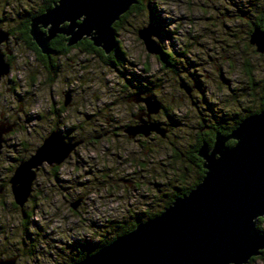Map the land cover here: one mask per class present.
Returning a JSON list of instances; mask_svg holds the SVG:
<instances>
[{"label":"rangeland","instance_id":"obj_1","mask_svg":"<svg viewBox=\"0 0 264 264\" xmlns=\"http://www.w3.org/2000/svg\"><path fill=\"white\" fill-rule=\"evenodd\" d=\"M44 1L0 0L2 27L18 31ZM143 4L118 26L117 39L127 57L121 73L99 54L73 47L67 54H54V75L33 50L18 49L22 54L10 75L19 76L22 97L7 102L11 95L6 94L0 107L21 104L23 112L21 123L5 136L0 180L7 181L19 158L34 151L51 129H59L66 139L85 141L57 165L56 173L47 163L41 167L25 204L28 221L12 204L10 187L1 193L5 233L0 241L10 243L11 256L20 252L15 264H62L72 260L82 241L115 235L117 221H143L164 210L168 194L198 178L188 159L202 126L231 124L233 117L261 106L264 53L249 38L264 12V0ZM150 23L160 29L155 40L171 53L172 66L148 52L138 36V29ZM181 80L191 86L190 94L180 87ZM140 88L164 104L166 111L154 116L169 128L165 138L153 134L137 140L124 133L122 125L140 107L126 98ZM66 91L72 94L68 106L63 105ZM107 116L110 122L104 124ZM80 196L81 204L72 209L71 202ZM248 264H264V255Z\"/></svg>","mask_w":264,"mask_h":264},{"label":"water","instance_id":"obj_2","mask_svg":"<svg viewBox=\"0 0 264 264\" xmlns=\"http://www.w3.org/2000/svg\"><path fill=\"white\" fill-rule=\"evenodd\" d=\"M138 0H56L42 13L32 17L29 33L43 54L51 52V41L65 35L73 46L87 38L95 47L109 54L118 46L114 23ZM160 29L147 24L138 36L150 53H161L155 40ZM8 31L0 27V43ZM249 42L264 53V19L252 28ZM10 72V65L0 53V77ZM190 94L191 86L180 81ZM66 91L64 105L71 104ZM128 101L143 102L146 116L124 129L129 138L148 136L155 131L165 137L168 131L150 118L162 104L151 93H133ZM15 123H0V153L4 133ZM233 144H228L229 140ZM85 140H69L59 129L51 130L27 158L21 159L9 179L14 202L26 217L25 204L32 194L37 173L44 163L60 165ZM203 159L205 173L187 193L177 196L160 213L140 221L130 231L118 235L96 251L71 264H248L264 249V236L258 220L264 217V107L245 116L229 134L217 131L210 145L203 140L196 151ZM80 196L71 202L76 210ZM16 257L0 264H15Z\"/></svg>","mask_w":264,"mask_h":264},{"label":"trees","instance_id":"obj_3","mask_svg":"<svg viewBox=\"0 0 264 264\" xmlns=\"http://www.w3.org/2000/svg\"><path fill=\"white\" fill-rule=\"evenodd\" d=\"M55 0H45L44 4L41 6V8L32 13L31 15H29L25 22H23L22 27H20V29L22 30V32H27L29 30V23L30 20L33 16L43 12L46 7L50 6ZM143 1L144 0H138V2L136 4H133L131 6V8L125 12L121 18L116 21L114 23V30L117 33L118 31V26L120 25V23L124 20V18H126L127 16H129L132 12L137 11L138 9H142L143 8ZM263 19H264V12L261 13L258 17V20L256 23H254L253 26L256 25H261L263 23ZM28 38L29 40L31 39V36L28 33ZM34 49L37 51L38 54H40V49L37 47L36 43L33 42L32 43ZM73 47H79V48H83L84 51L89 52V53H97L99 54V56H101L104 60V62L111 68L115 69L118 72H122V68H124L127 64V57H126V52L125 50H123V48L121 47V43L118 40V46L112 50L109 54H105L102 49H100L99 47H95L92 43L91 40L85 38L81 41H79L77 44H75L74 46H70L68 47L66 45V37L64 35H58L56 36L54 39H52L51 41V50L55 51L56 54L58 55H63V54H67L71 48ZM160 59L164 62L165 65H170L172 66L174 64V61H172L171 59V53L167 52L165 49H162V52L159 55ZM55 56L54 57H48V60H46L44 62V66L48 69V71L52 74L54 73V75L57 73V63L55 62ZM54 75L51 76L52 79L54 78ZM138 90H144L143 88H140ZM264 107V97H263V101L261 102V106L259 109L256 110H249L247 113H245L244 115H239L233 117V122L231 124H223L221 122H212L211 124H209V132L207 136H204L202 138H198L197 143L192 146V149L189 152V157H191V159H198L200 161V158L198 156H196V151L198 149V147L201 145L202 141L205 140L207 141L210 145L213 144L214 142V138H215V134L217 131H221L223 134H229L232 129L234 127H236L239 122L247 115L258 112L259 110H261ZM234 140H229L228 144H233ZM198 165H200V163H197ZM59 169V166H55L53 168L54 172L56 173L57 170ZM198 172V178L193 182L190 183L188 186H178L176 187L172 193L168 194V199L166 200L165 203V207H167L174 198H176L177 196L183 195L185 193H187L190 189H192L198 182L201 181V179L204 176L205 173V169H203L202 167L200 168V170L197 171ZM14 205L17 207V205L14 203ZM162 210L152 213L151 216H154L158 213H160ZM150 216V217H151ZM29 217V212L26 211V220ZM141 220H126L123 221L122 224L117 221L113 226L115 229L116 234L113 235L112 237H106L104 236L103 239H100L97 242H85L82 241L79 245H77V249L73 254L72 260L66 261L62 264H71L75 261H78L79 259H82L84 257H86L87 255L91 254L92 252L96 251L98 248H100L103 245H106L107 243H109L110 241H112L113 239H115L118 235L126 233L128 231H130L131 229H133L135 227V224L137 222H139ZM264 221V217H260L258 220V229L260 231V233L264 236V228L262 226ZM260 255H264V249L262 250V253ZM257 258V256L252 257L249 261V263L253 262L255 259Z\"/></svg>","mask_w":264,"mask_h":264},{"label":"flooded vegetation","instance_id":"obj_4","mask_svg":"<svg viewBox=\"0 0 264 264\" xmlns=\"http://www.w3.org/2000/svg\"><path fill=\"white\" fill-rule=\"evenodd\" d=\"M56 1V0H55ZM54 3V2H53ZM52 3V4H53ZM51 4V5H52ZM50 5V6H51ZM49 7V6H48ZM47 8V7H46ZM39 10V9H38ZM37 10V11H38ZM42 13V12H41ZM32 19V18H31ZM25 22V21H24ZM30 22H31V20H30ZM257 22V20L254 22V23H256ZM254 23H253V25H254ZM263 24V23H262ZM261 24V25H262ZM22 25H23V23L18 27L19 29H18V31L17 30H12V29H5V28H3L2 27V25H1V23H0V27H2V29H4V30H6V31H8V36H7V38L5 39V40H3L1 43H0V53L3 55V58H4V61L5 62H7L9 65H10V72L8 73V74H6V75H2L1 77H0V104H1V101H2V99L4 100V98H5V95L6 94H10L11 95V98L10 99H8V100H5V101H7V102H9L10 100H12V98L13 99H15L16 100V98H21L22 97V95H20V94H18V86H17V80L19 79V76L17 75L15 78L13 77V75H10L11 74V71H12V69L14 68V66L16 65V63L18 62L19 63V60H18V56H20L22 53L20 52V53H18V49L21 47V46H23V48L25 49V48H29V49H31V50H33V52H35V54H36V58L41 62V65L44 67V68H46L45 66H44V62L46 61V60H48V57L50 56L51 58L52 57H54V54H56L55 53V51H52L51 50V52L49 53V54H43L42 52H41V50H40V54H38L37 53V51L34 49V47H33V45H32V43L33 42H35L33 39H32V37H31V39L29 40V38H28V33H29V30H30V23H29V30H28V33L27 32H22V30L20 29V27H22ZM254 26H252V28H253ZM252 28H251V30H252ZM251 32V31H250ZM29 35H30V33H29ZM58 35H63V34H58ZM57 35V36H58ZM31 36V35H30ZM65 36V35H64ZM66 37V36H65ZM67 38V37H66ZM37 45V44H36ZM74 46V45H73ZM38 47V46H37ZM69 47V46H68ZM39 48V47H38ZM40 49V48H39ZM22 57V56H21ZM20 58V57H19ZM138 91H142L144 94H146V93H151V92H148V91H145V90H137V91H135V92H138ZM134 92V93H135ZM65 94V93H64ZM133 94V93H132ZM131 94V95H132ZM152 94V93H151ZM130 95V96H131ZM153 95V94H152ZM154 96V95H153ZM129 97V96H128ZM128 97L126 98L127 100H128ZM155 97V96H154ZM159 100V99H158ZM160 101V103L162 104V108H161V110L158 112V113H160L162 110H164V112L166 111L165 110V106H164V104L161 102V100H159ZM129 103H134V104H140L139 106V110L136 112V113H134L133 115H132V117L128 120V122H126V124L125 125H122V129H123V131H124V129H125V127L127 126V125H131V124H136V123H138L139 122V120H140V118L139 117H137V115L138 114H140L141 112H143V114H142V117L143 118H147V116H146V112H147V110H146V105H145V103H143V102H139V103H136V102H133V101H128ZM63 105H64V101H63ZM6 106V105H5ZM0 107V123H5V126H8L9 124H12V123H15V127L13 128V130L21 123V114H22V112L23 111H21L22 110V106H21V104H20V107L19 108H15L14 106H13V104H10V106H8L7 105V107ZM65 106V105H64ZM154 115H156V114H152L151 116H150V118L152 119V120H154V121H158V122H160L161 123V125L163 126V127H167V126H164L165 124L162 122V121H160V120H158ZM110 122V119L108 118V116L106 117V121L104 122V124H106V123H109ZM168 128V127H167ZM209 126H208V124H204L203 126H202V128H201V130H203V133H201V135L199 136V139L200 138H202V137H204V136H207L208 135V132H209ZM13 130H11V131H9V132H6V133H4V141H3V145H2V148H1V153H0V155L2 154V151H3V148H4V144H5V141H6V138H5V136L7 135V134H10ZM51 130H53V129H51ZM50 130V131H51ZM167 132H169V128H168V131ZM124 133L126 134V132L124 131ZM104 134L105 135H107V132H104ZM153 134H156V135H158V136H160L161 138H165L166 136H167V134H166V136L165 137H163V136H161V134H159V133H157V132H155V131H152L148 136H145V135H143V134H138V135H136L135 137H133V139H139V138H141L142 136H144V137H149V136H152ZM100 136V135H99ZM44 139V138H43ZM42 143V142H41ZM36 149V148H35ZM35 149H34V151H35ZM34 151H27V153H28V155H27V153L25 154V157H20L19 158V161H18V164H19V162H20V160L21 159H24V158H27V157H29ZM27 155V156H26ZM196 156H198L197 155V153H196ZM199 158H200V161L198 160V159H191V157H190V159H188V162L192 165V166H195L196 167V169H197V171L198 170H200V168L202 167L203 169H204V167H203V165H202V162H203V159L200 157V156H198ZM197 163H200V165H198ZM17 164V165H18ZM43 166V165H42ZM41 166V167H42ZM57 166V165H56ZM41 167H40V169H41ZM51 167V166H50ZM55 167V166H54ZM16 168V167H15ZM15 168H14V170H15ZM40 169H39V171H40ZM14 170L12 171V174H13V172H14ZM38 171V172H39ZM11 174V175H12ZM38 174V173H37ZM11 177V176H10ZM10 179V178H9ZM9 179H7V181L4 179V178H1V180H0V195H1V193L2 192H4L6 189H8V186L10 187V183H9ZM10 190H11V187H10ZM12 192V191H11ZM14 203L15 202H12V204L14 205ZM16 204V203H15ZM17 205V204H16ZM15 206V205H14ZM18 206V205H17ZM16 207V206H15ZM151 216V215H150ZM149 216V217H150ZM25 219H26V217H25ZM135 220H141V219H134V220H132V221H135ZM26 221H28V219L26 220ZM126 221V220H125ZM122 220L120 221V223L122 224ZM140 222V221H139ZM139 222H137V223H139ZM136 223V224H137ZM135 224V225H136ZM5 232L2 230V225L0 224V237L4 234ZM7 236V235H6ZM5 236V237H6ZM9 246H10V243H8V244H4L3 242H1L0 241V262H3L4 260H6V259H10V258H12V257H16V259L20 256V252H18V253H16L15 254V256H11V254H12V251L10 250V248H9ZM16 262V261H15Z\"/></svg>","mask_w":264,"mask_h":264}]
</instances>
